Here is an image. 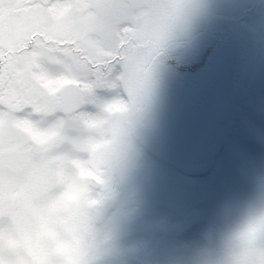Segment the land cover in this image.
Segmentation results:
<instances>
[{"label": "rangeland", "instance_id": "rangeland-1", "mask_svg": "<svg viewBox=\"0 0 264 264\" xmlns=\"http://www.w3.org/2000/svg\"><path fill=\"white\" fill-rule=\"evenodd\" d=\"M190 4L138 106L150 264L217 255L264 186V0Z\"/></svg>", "mask_w": 264, "mask_h": 264}, {"label": "snow or ice", "instance_id": "snow-or-ice-1", "mask_svg": "<svg viewBox=\"0 0 264 264\" xmlns=\"http://www.w3.org/2000/svg\"><path fill=\"white\" fill-rule=\"evenodd\" d=\"M190 7V0H0V177L36 144L139 106L170 21Z\"/></svg>", "mask_w": 264, "mask_h": 264}, {"label": "clouds", "instance_id": "clouds-1", "mask_svg": "<svg viewBox=\"0 0 264 264\" xmlns=\"http://www.w3.org/2000/svg\"><path fill=\"white\" fill-rule=\"evenodd\" d=\"M187 16L170 21L169 39ZM140 117L138 106L105 114L36 144L22 166L5 171L0 264H150ZM201 264H264V186L219 253Z\"/></svg>", "mask_w": 264, "mask_h": 264}, {"label": "flooded vegetation", "instance_id": "flooded-vegetation-1", "mask_svg": "<svg viewBox=\"0 0 264 264\" xmlns=\"http://www.w3.org/2000/svg\"><path fill=\"white\" fill-rule=\"evenodd\" d=\"M162 51L165 52V53L171 54V52H168V50L166 49V47H164V48L162 49Z\"/></svg>", "mask_w": 264, "mask_h": 264}]
</instances>
